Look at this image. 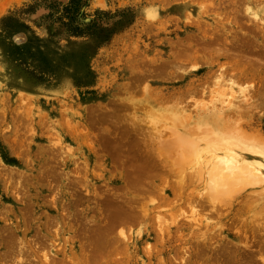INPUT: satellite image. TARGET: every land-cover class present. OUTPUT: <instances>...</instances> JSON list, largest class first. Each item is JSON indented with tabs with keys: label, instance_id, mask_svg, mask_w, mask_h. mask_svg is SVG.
<instances>
[{
	"label": "rangeland",
	"instance_id": "rangeland-1",
	"mask_svg": "<svg viewBox=\"0 0 264 264\" xmlns=\"http://www.w3.org/2000/svg\"><path fill=\"white\" fill-rule=\"evenodd\" d=\"M263 87L264 0H0V264H264V173L180 182L264 138ZM130 122L181 135L169 201L128 175L133 131L111 149Z\"/></svg>",
	"mask_w": 264,
	"mask_h": 264
},
{
	"label": "bare ground",
	"instance_id": "bare-ground-1",
	"mask_svg": "<svg viewBox=\"0 0 264 264\" xmlns=\"http://www.w3.org/2000/svg\"><path fill=\"white\" fill-rule=\"evenodd\" d=\"M233 43V42H232ZM234 44V43H233ZM211 47V46H210ZM182 48V47H181ZM227 48V47H226ZM209 49H212L209 48ZM208 49V50H209ZM187 49L184 48V51L186 52ZM215 51V50H214ZM231 51V50H230ZM212 53H217V55L219 54L220 56H223V57H228L229 56V50L225 49L223 50L220 49L219 51H215V52H212ZM232 54V52H231ZM235 54V53H233ZM215 55V54H214ZM197 56V54H196ZM235 56V55H234ZM203 57H206L207 59H210L206 54L203 55ZM191 58V57H190ZM230 58V56H229ZM238 58V56H237ZM218 60V59H217ZM240 60V59H239ZM212 61V60H211ZM215 61V60H214ZM220 62V61H219ZM239 62V61H237ZM236 62V63H237ZM242 62V61H241ZM240 62V63H241ZM228 64V63H227ZM169 65L168 64H164V65H160L161 66V70L163 71V69H165L167 66ZM225 65V64H224ZM217 66V65H216ZM235 66V64H234ZM241 67V66H240ZM158 68V67H157ZM156 68V69H157ZM219 69V67L217 68ZM216 69V70H217ZM237 69V68H236ZM234 70V69H233ZM219 71V70H218ZM227 71V70H226ZM245 71V70H244ZM154 72V71H153ZM212 71H210L211 73ZM232 72V71H231ZM243 72V71H242ZM215 72L209 74L210 75H213ZM220 73V72H219ZM227 73V72H226ZM222 74V73H221ZM235 74V72L233 73ZM147 75H152V71L148 70V74ZM222 76V75H221ZM226 76V75H225ZM144 77V76H143ZM211 77V76H210ZM142 79V78H141ZM139 80V78H138ZM205 80V79H204ZM142 81H144V79H142ZM189 82V81H188ZM201 82V81H200ZM203 82V81H202ZM200 85V83H198ZM203 85V84H202ZM262 87V86H261ZM204 88V87H203ZM201 87V89H203ZM200 89V88H199ZM264 89V87L262 88ZM150 90V89H149ZM260 90V89H259ZM188 91V90H187ZM186 91V92H187ZM264 91V90H263ZM153 92V91H151ZM186 92H182L183 94H179V95H182L183 97L185 96ZM256 92V91H255ZM260 92V91H259ZM257 92V93H259ZM175 93V92H174ZM188 93V92H187ZM191 93H197L196 95H198L199 93V90H198V86L196 88H192L191 91L189 92V94ZM256 93V95H257ZM261 93V92H260ZM154 94L157 95V97H162L163 99H173L174 98H177V95L176 93L175 94H170V92L168 91H165V90H161V89H157V90H154ZM160 95V96H159ZM187 95V94H186ZM260 95V94H259ZM199 96V95H198ZM180 97V96H179ZM182 97V98H183ZM194 97V96H192ZM191 97V98H192ZM259 97V96H258ZM261 97V95H260ZM181 98V99H182ZM196 98V97H195ZM256 97H254L252 100H254ZM186 99V98H184ZM251 99V98H250ZM249 99V100H250ZM179 101V100H178ZM183 101V100H182ZM256 101V100H255ZM167 102V101H166ZM177 102V101H175ZM185 102V101H184ZM251 102V101H250ZM258 102V101H257ZM256 102V103H257ZM261 101H259L258 103H260ZM249 103V101L247 102ZM253 103V101H252ZM255 105V103H254ZM258 105V104H257ZM256 106V105H255ZM261 107L264 108V95H262V102H261ZM219 109V107H217ZM257 108V106H256ZM259 109V108H258ZM184 110V109H183ZM247 110V109H245ZM251 112V111H250ZM240 113V112H239ZM225 112H219L217 113L216 111H214V113L212 114H209L207 115L208 117H213V116H218V115H224ZM136 115V114H135ZM226 116L229 118L230 116L233 117V114L231 115L230 114H226ZM134 117V116H133ZM137 117V116H136ZM139 117V116H138ZM186 117V116H185ZM235 117V116H234ZM237 117H238V114H237ZM239 118V117H238ZM135 120V119H134ZM136 121V120H135ZM130 123H131V127L130 126ZM128 123L129 125L123 127L122 129V135H123V139L120 140V141H114L112 142V145H111V149L112 151H118L117 153H123L124 151H127V149L123 150V143H124V137H126L125 135H129L131 136V131H133V134L136 136L134 137V139L132 140L133 144H132V147H133V150H130V153H131V156L129 154L130 157H127V159H129L130 163L132 165H135V167L133 166V169L130 174H128L133 183L134 184H138L139 186H141L143 188L144 191L146 192H150L153 190H151V187H146L145 185L148 184L150 185L152 182L150 181V179L152 177H158L161 182L164 180V183L167 184L166 185H163V183H161L160 186H158L157 188L158 189H163L165 186V195L162 196L161 198L163 200H166V201H169L171 197H168L167 195V191H168V188L170 187L168 185V183L172 182V177H178L180 172L177 173L178 176L174 175V169H173V165H174V161H178L177 156L178 154L176 153L175 155H177L175 157L174 155V147L177 146V143L180 144L178 142L179 138L181 135H178L176 136L175 133L173 132H170V137H168L167 139H162V135L163 133H165L167 130V126L165 127H161V125L157 128V125H154L153 127L149 128V126H147L149 129H152L153 128V131L150 130L147 128L148 131H146L144 129L143 126H141L143 123H141V125H137L135 126L136 122L135 123H132L130 122ZM239 123V122H237ZM246 124V127H248L247 129H245L243 127V129L241 128L240 125H238L237 129H239V134L243 135V137H245L246 139H249L247 137V135L254 129H252L251 127H249V124L248 122H245ZM236 129V130H237ZM238 131V130H237ZM261 131V130H260ZM153 132V133H152ZM180 133V132H179ZM255 133V132H254ZM261 133V132H260ZM255 141H249L250 143L252 144H249L250 146H248V143L247 141H242V140H239V138H235V137H231L232 139L229 140L228 143H225V141H220V142H216V146L219 148V147H222V145H225L226 147H228V150H230L229 148L233 146L234 148V155H231L228 154L227 156L223 157L219 154H216V153H210V158H206L205 162L203 161V164H204V168L202 169L201 173H199V175L197 176H194V175H189L188 176H184L183 177V180L180 179V176L178 177L182 183V185H185V186H190L191 184H193L195 181H200L202 182L203 180L207 179L210 184H209V187H210V190L211 192L213 193V195L217 196V194H219L220 192H222L221 190H227L228 189L230 190V192L232 193L233 191H235L237 188H244V184H246L249 179H256L258 177H262V176H259V174H263L264 173V138L261 137L260 135H258V133H255ZM230 138V137H229ZM217 139V138H216ZM115 140V139H114ZM250 140V139H249ZM130 141V140H129ZM181 141V140H180ZM126 143H128L127 141H125ZM247 143V144H246ZM182 144V143H181ZM232 145V146H231ZM224 148V147H223ZM241 148H244L243 151H247V153L250 155V158L248 159L247 155L245 157H247V159H244L243 158V154L241 153ZM132 149V148H131ZM232 150V149H231ZM173 151V152H172ZM182 151V150H181ZM185 151V150H183ZM242 151V152H243ZM172 152V154H171ZM210 152V151H209ZM222 152V151H221ZM260 152V153H259ZM116 153V154H117ZM184 153V152H182ZM187 153V151L185 152ZM233 153V152H232ZM124 154V153H123ZM123 154H121L123 156ZM115 155V153H114ZM125 156H127L126 154H124ZM186 155V154H185ZM189 155V154H188ZM119 156V155H118ZM182 156L179 157V159H182L181 158ZM116 158V157H115ZM183 160V159H182ZM186 161V159H185ZM208 161V164L206 163ZM179 162V161H178ZM187 162V161H186ZM205 163L207 165H205ZM126 164V163H125ZM128 164V163H127ZM177 164V163H175ZM202 164V165H203ZM175 166V165H174ZM201 166V165H200ZM131 167V166H130ZM176 169V168H175ZM197 170V169H196ZM179 171V170H178ZM183 171V170H182ZM177 172V171H176ZM175 172V174H176ZM183 174V172H181ZM159 174H162L159 175ZM163 174H166L167 176H164ZM174 175V176H173ZM181 175V174H180ZM165 177V178H164ZM167 177L169 178V180L167 179ZM164 178V179H163ZM206 180V181H207ZM261 180V178L258 179V181ZM179 181V180H178ZM179 182V183H180ZM169 183V184H170ZM181 185V186H182ZM157 186V184H156ZM180 186V188H181ZM172 187V186H171ZM184 187V186H183ZM172 189V188H171ZM160 191V190H159ZM163 191V190H161ZM174 192V191H173ZM176 192V191H175ZM237 192V191H236ZM5 193V192H4ZM145 193V192H144ZM154 193V192H153ZM227 194V193H226ZM162 195V194H161ZM210 195V193H209ZM211 196V195H210ZM175 197V196H174ZM172 197V200L173 198ZM177 197V196H176ZM179 197V196H178ZM214 197V196H213ZM16 198V197H15ZM181 198V197H180ZM184 198V197H183ZM200 198V197H199ZM201 199V198H200ZM199 199V201H200ZM137 200V199H136ZM214 200V199H213ZM205 201V200H203ZM124 202V201H122ZM126 202V200H125ZM139 202V201H138ZM137 202V203H138ZM198 202V201H197ZM218 202V201H217ZM204 203V202H203ZM169 204V203H167ZM123 206V204H122ZM119 205V207H122ZM109 208V207H108ZM118 208V206H117ZM107 209V208H106ZM126 209V208H125ZM128 210V209H127ZM121 211V210H120ZM109 214V213H108ZM120 214V213H119ZM122 214V213H121ZM118 215V214H117ZM124 215H122L123 217ZM121 217V218H122ZM120 218V219H121ZM11 221V224H13L17 231H19V223H15V221H13V219H9ZM193 220V219H192ZM122 221V219H121ZM18 222V221H17ZM116 224V223H115ZM61 225V224H60ZM63 226V225H62ZM64 230V229H63ZM24 232V231H23ZM23 232L21 231L20 234H23ZM49 233V232H48ZM24 235V234H23ZM22 235V236H23ZM47 236V235H46ZM26 237V236H25ZM43 238V237H42ZM105 239V238H104ZM28 241V240H27ZM22 243V242H21ZM28 243V242H27ZM44 245V244H43ZM22 248V247H21ZM21 248H20V251H21ZM27 248V246H26ZM31 248V247H30ZM54 253V252H53ZM52 253V254H53ZM56 254V253H55ZM20 255V254H19ZM22 256V255H21ZM6 257V256H5ZM45 258L47 257V254L44 256ZM49 261V259H48Z\"/></svg>",
	"mask_w": 264,
	"mask_h": 264
},
{
	"label": "trees",
	"instance_id": "trees-1",
	"mask_svg": "<svg viewBox=\"0 0 264 264\" xmlns=\"http://www.w3.org/2000/svg\"><path fill=\"white\" fill-rule=\"evenodd\" d=\"M76 1H77V0H71V2H73V3H75ZM65 10H66L67 12H69V11L72 10V7H71V6L66 7ZM73 29H74V31H77V30H76L77 28H73Z\"/></svg>",
	"mask_w": 264,
	"mask_h": 264
}]
</instances>
